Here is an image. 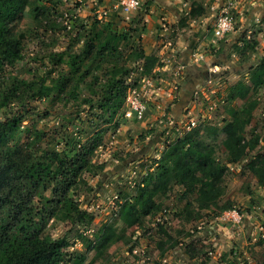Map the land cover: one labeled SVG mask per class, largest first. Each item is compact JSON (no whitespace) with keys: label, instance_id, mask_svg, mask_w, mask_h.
<instances>
[{"label":"clouds","instance_id":"clouds-1","mask_svg":"<svg viewBox=\"0 0 264 264\" xmlns=\"http://www.w3.org/2000/svg\"><path fill=\"white\" fill-rule=\"evenodd\" d=\"M109 35L121 39L78 95L57 91L71 70L46 57ZM262 71L264 0H25L0 19V127L23 119L8 148L22 170L54 173L100 146L75 183L78 169L29 202L25 182L0 207V264H264ZM24 78L36 87L9 97ZM33 125L43 139L25 147ZM8 166L0 156V175ZM70 183L74 207L58 210L54 190Z\"/></svg>","mask_w":264,"mask_h":264},{"label":"trees","instance_id":"trees-1","mask_svg":"<svg viewBox=\"0 0 264 264\" xmlns=\"http://www.w3.org/2000/svg\"><path fill=\"white\" fill-rule=\"evenodd\" d=\"M8 4L7 9L0 13V19L5 21H11L16 19L19 10L24 6L25 0H5ZM198 11L201 9L193 7L192 15L195 16ZM100 33H97L95 36V40H98L100 37ZM119 37L115 35H109L103 44H100L99 47H96L94 43L92 48H96L97 55H103V50H106L109 47H112L111 42L114 40H118ZM91 50H86L83 56L75 55L74 58H80V62L83 61L85 56H89ZM75 59H72L70 62L71 71L75 72V69L79 68V63H75ZM147 67V64H146ZM258 79H264V71L258 73ZM20 84L24 85L23 89L35 88L36 84L34 82H27L25 80H19ZM60 83V82H57ZM57 84L55 88L58 87ZM52 89L44 87L41 85L37 89V95H44L51 92ZM22 119L10 120L7 125L0 127V156H3L8 163V167L4 170L3 174L0 175V193H3V196H0V207H5L9 203H11V196L14 192L19 193L21 187L24 186V183L27 182V186L29 191L27 193L28 200L34 198L37 195H40L41 191H46L48 189V183L52 180H55L56 177L66 176L72 173L74 169H78L75 172V176L73 178V183H75L76 179H79L78 172L85 168L88 164L87 155L91 154L94 148L98 145H94L91 149L85 151L83 155L80 156L79 160L73 162L71 164L68 163L67 160H59V164L57 166L56 171L53 173L50 171L49 166L37 163L32 167L22 170V161H20L16 155V151L8 148V144L11 140L15 139V134L20 127V122ZM51 160L56 161L59 158L56 153H51ZM254 172L257 173L264 181V169H253ZM45 177L48 180H45ZM14 181L18 183H13ZM35 182V183H34ZM58 184L62 183L61 181H57ZM73 183L67 185V189L65 190L63 187H57L54 190V194L59 197L58 201V210L60 205H64L68 208H73L71 201L68 199V192L71 190ZM62 193V196H61ZM150 194L145 193L144 198H147ZM121 216L126 219L129 224L135 223L138 219L135 210L128 205H125L123 209H121ZM81 220L85 219L84 216L79 217ZM87 219L91 220L92 217H87ZM60 257H54V260L58 261ZM75 264H82L81 260H77Z\"/></svg>","mask_w":264,"mask_h":264},{"label":"rangeland","instance_id":"rangeland-1","mask_svg":"<svg viewBox=\"0 0 264 264\" xmlns=\"http://www.w3.org/2000/svg\"><path fill=\"white\" fill-rule=\"evenodd\" d=\"M76 7H79V4H77ZM119 39H121V37H119ZM74 56L75 55H73V54L65 53V52L61 51L60 53L54 52V53L50 54L49 56L46 57V59L51 60L54 65H58V66L67 65L70 68L69 64H70L72 59H75ZM100 59H101V56L97 55L96 48H92L90 55L85 56V58L83 59L82 62H80L81 61L80 58L75 59L76 60L75 63H79V68L75 69V72L71 71V79L70 80H69L68 76H64V77L60 78L59 80L54 81L55 85L60 84V85H58V87H56V90L61 92V93L68 92V94L73 96V97L77 96L78 95L77 88L79 87L78 78H79V80H83L87 75H90L91 74L90 69L93 66L99 67L98 61ZM89 61H92L93 64L89 65L86 68L85 65L88 64ZM116 71H119V69H117ZM31 74H32V70L28 69V72L26 75H31ZM51 74H52V70H50L49 73L46 74V76H51ZM21 80H25L27 82H33V81H29L27 78H24ZM95 81H96V83H99V78H95ZM57 82H60V83H57ZM74 83H75V86H73ZM23 88H24V85H22V83L20 84L19 81H16L13 85H11L9 87V97L15 98L17 92L21 91V89H23ZM69 88L72 89L70 92H69ZM44 95H47V94H44ZM44 95H39V96H44ZM59 99H60V97L57 96L56 102H59ZM7 100H8V97H5V102H7ZM47 115H48V113L45 112L44 117H47ZM22 123H23V119L21 120L20 125ZM43 135H44L43 133L37 132L35 130V125H33V128L27 134V141H26L25 147L31 146L35 141L42 140ZM33 137H35V141L33 140ZM99 138L100 137H99V133H98L97 139H99ZM17 144H19V142H17ZM99 146L100 145L98 144L94 148V150L91 152V154L87 155L88 164L85 166L84 169H82L78 172L79 177L82 173L85 172L86 169L89 168L90 163H91V159H92V155L95 152L96 148H98ZM46 191H48V189ZM45 203L47 204L48 201H46Z\"/></svg>","mask_w":264,"mask_h":264},{"label":"crops","instance_id":"crops-1","mask_svg":"<svg viewBox=\"0 0 264 264\" xmlns=\"http://www.w3.org/2000/svg\"><path fill=\"white\" fill-rule=\"evenodd\" d=\"M178 11V10H177Z\"/></svg>","mask_w":264,"mask_h":264}]
</instances>
